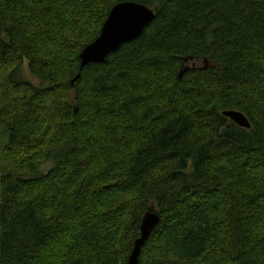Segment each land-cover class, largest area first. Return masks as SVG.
<instances>
[{
    "label": "trees",
    "instance_id": "16d2710c",
    "mask_svg": "<svg viewBox=\"0 0 264 264\" xmlns=\"http://www.w3.org/2000/svg\"><path fill=\"white\" fill-rule=\"evenodd\" d=\"M0 126V264H127L151 206L141 264H264V0H0Z\"/></svg>",
    "mask_w": 264,
    "mask_h": 264
},
{
    "label": "water",
    "instance_id": "95a60500",
    "mask_svg": "<svg viewBox=\"0 0 264 264\" xmlns=\"http://www.w3.org/2000/svg\"><path fill=\"white\" fill-rule=\"evenodd\" d=\"M155 18V10L136 1H123L114 5L106 19L100 35L81 52V68L92 62H104L108 55L122 44L138 38ZM189 67L186 66V69ZM80 73L75 77V82ZM223 115L241 127L250 128L251 122L246 114L237 109H227ZM160 212L149 207L141 222L140 236L134 241L127 264H141L143 248L159 224Z\"/></svg>",
    "mask_w": 264,
    "mask_h": 264
},
{
    "label": "rangeland",
    "instance_id": "374dc122",
    "mask_svg": "<svg viewBox=\"0 0 264 264\" xmlns=\"http://www.w3.org/2000/svg\"><path fill=\"white\" fill-rule=\"evenodd\" d=\"M23 75H24V78H26L27 80H31L34 83H38L37 79L28 70L27 62L23 68ZM5 142H6L5 133L3 132L0 126V147H2L5 144ZM51 166H52L51 162H46L43 167V171L47 172L51 168Z\"/></svg>",
    "mask_w": 264,
    "mask_h": 264
}]
</instances>
